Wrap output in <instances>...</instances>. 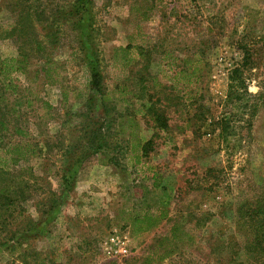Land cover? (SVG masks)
I'll list each match as a JSON object with an SVG mask.
<instances>
[{
	"label": "rangeland",
	"instance_id": "obj_1",
	"mask_svg": "<svg viewBox=\"0 0 264 264\" xmlns=\"http://www.w3.org/2000/svg\"><path fill=\"white\" fill-rule=\"evenodd\" d=\"M22 9L31 22L21 44L5 33ZM129 43L148 53L124 66L114 53ZM241 44L253 52L247 67ZM22 51L28 73L14 74L19 92L0 115V159L10 164L0 188L14 180L25 198L0 216V264H250L238 214L264 197V0H0V55ZM48 59L55 82L40 72ZM194 65L193 82L176 78ZM95 67L105 109L97 91L85 96ZM139 94L167 126L136 113ZM122 116L139 135L120 134ZM86 128L103 129L115 180L95 184L110 178L100 156L72 165L91 144ZM134 138L151 141L140 163ZM174 224L192 238H173ZM113 235L127 237L126 255L109 253Z\"/></svg>",
	"mask_w": 264,
	"mask_h": 264
},
{
	"label": "trees",
	"instance_id": "obj_2",
	"mask_svg": "<svg viewBox=\"0 0 264 264\" xmlns=\"http://www.w3.org/2000/svg\"><path fill=\"white\" fill-rule=\"evenodd\" d=\"M30 14L29 12H26L24 14V11H20L19 17L13 22V26L10 29L6 30L5 35L12 36L13 38H16L19 43H24L23 40H25L26 37H28V33L26 32V29H28V22H31V19L29 18ZM241 48L244 51L243 61H242V67H247L252 64L253 62V52L248 48L247 44H241ZM148 53V52H147ZM146 47L143 45H132L128 44L124 47H118L115 50L114 53V59H116L117 62H122L124 66H129L132 62V59L136 57L137 55H146ZM187 62V61H186ZM191 63H194V59H190ZM29 54L26 51H22L19 53V55L14 57H5L3 58L0 55V77H1V85H0V115L2 109L8 110L9 105L6 103L7 101V94L12 93L16 94L19 92V83L16 79V76L14 74L21 73L26 74L28 73L29 68ZM58 62L54 61L53 59H48L47 62L44 65V69H41L40 72L44 73V76L47 81L49 82H55V74H58L57 72ZM240 68H237L236 71H240ZM201 67L198 65L190 66L189 69H186L185 67L180 69V71L177 72L176 78H180V80H184L186 83H191L194 81V79L197 77L198 73H200ZM38 75V72L36 73ZM182 78V79H181ZM87 92L85 93V96L87 97V100L90 102L93 100V97L91 94L92 91H97L101 96V100L103 101L102 107L105 109L103 103L106 101V96L103 95L102 92V76L100 74V71L97 67L91 70V73L88 78L87 83ZM146 86L143 87L145 89ZM122 93H126V89H122ZM69 94L64 91L63 92V102L68 101ZM138 101H140V106L138 109H136V113H141L144 115H149L150 118L154 121V123L164 128L166 125V119L164 115H162L158 109H156V105L153 102V98L147 97L144 94L138 95ZM125 103H129L130 100L125 95L124 99ZM87 102V103H89ZM33 103L32 98H28L27 104L31 105ZM110 116H108L104 119V123L110 124ZM95 123V122H94ZM0 126L3 128H0V149L5 148L4 140H5V133H3V130H7V125L5 121L0 120ZM87 127V126H86ZM129 129H131L128 133H126ZM87 133H85L84 137V144L88 145V142L91 140V144L88 146H82V149L84 148V151L80 155L77 156L76 159H74L75 162H72V165H77L78 168H81L85 161L89 160L92 156L97 155L100 156V160L105 163H109L111 160V157H109L107 152H109V149L111 148L109 141L105 143V133L103 132V129L101 128H94L93 130L85 129ZM16 133L21 135H28V132L25 131L22 128H16ZM120 134H129L132 137H136L138 134V125L135 121V119L131 117L122 116V120L120 121ZM87 135V136H86ZM106 136H108L106 134ZM88 137V138H87ZM96 138V139H95ZM151 141H147L143 145L139 143V140L136 138L133 139V148L132 152L134 153V159L137 163L141 162V158L144 155H147L148 151L145 145L150 144ZM110 147H109V146ZM113 149V148H111ZM37 150V149H36ZM36 150L34 147H26L25 149H20L19 146L15 147L14 153L23 154L25 155H31L35 154ZM71 153V152H70ZM22 156V157H23ZM14 165L18 164L21 160V157H10L9 158ZM111 164V163H110ZM10 164L7 161H2L0 159V171H3V168L9 167ZM14 180H6L5 183L2 184L0 188V216H4L9 214V210L15 209V204L18 200L24 199L25 195L23 194L22 190H20V186H16ZM159 185V183H155V186ZM12 211V210H11ZM238 229L243 232L246 238L245 242V248L247 250L248 254V261H250V264H264V197H258L253 201L252 199L247 200L240 208H239V214H238ZM6 218H4V221ZM3 221V223H4ZM171 236L175 239H181L184 240L185 238H192L190 233L184 231L180 227V225L174 224V226L171 228ZM166 255H161V259H164Z\"/></svg>",
	"mask_w": 264,
	"mask_h": 264
},
{
	"label": "built area",
	"instance_id": "obj_3",
	"mask_svg": "<svg viewBox=\"0 0 264 264\" xmlns=\"http://www.w3.org/2000/svg\"><path fill=\"white\" fill-rule=\"evenodd\" d=\"M111 246L109 247V253H115L119 255H126L127 249V237H119L118 235H113L110 237ZM116 247V249H114Z\"/></svg>",
	"mask_w": 264,
	"mask_h": 264
},
{
	"label": "crops",
	"instance_id": "obj_4",
	"mask_svg": "<svg viewBox=\"0 0 264 264\" xmlns=\"http://www.w3.org/2000/svg\"><path fill=\"white\" fill-rule=\"evenodd\" d=\"M101 167H105V169H103V170H101L99 172L100 173L102 171L110 172V178L109 177H106L105 175H99L100 177H98V175H96L95 184H98L99 185V184H102V181H108L109 179L115 180V178H117V172H116V170H115V168H114V166L112 164H110V163H108L106 165L105 164H102ZM100 173H98V174H100ZM99 182H101V183H99Z\"/></svg>",
	"mask_w": 264,
	"mask_h": 264
}]
</instances>
